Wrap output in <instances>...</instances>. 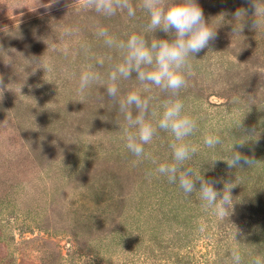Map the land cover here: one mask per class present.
<instances>
[{
  "label": "rangeland",
  "instance_id": "374dc122",
  "mask_svg": "<svg viewBox=\"0 0 264 264\" xmlns=\"http://www.w3.org/2000/svg\"><path fill=\"white\" fill-rule=\"evenodd\" d=\"M51 2L0 0V264H141L129 262L123 242L108 250L100 244L146 231L140 216L163 186L155 169L174 163V136L158 127L170 94L139 82L133 72L128 79L118 76L117 96L110 97L108 74L123 53L106 45L97 30L106 29L118 42L132 34L149 42L171 37L147 29L142 0H130L134 16L126 9L106 16L87 0ZM180 2L163 0L165 6ZM198 3L216 38L189 57L186 85L171 98L183 103V113L197 125L184 140L197 151L183 166L222 174L217 190L232 188L231 205L219 216L212 207L199 208L202 200L192 206L193 193L167 182L164 193L178 189L174 202L180 212L192 210L193 221L161 231L182 230L192 246L188 251L205 260L213 254L205 234L223 218L230 244H244L241 262L264 261V11L255 17L249 0ZM84 71L100 78L81 92ZM132 91L148 99L145 119L156 128L139 158L126 147L128 122L119 103ZM126 111L133 119L139 114L134 105ZM206 135L222 143L208 147ZM237 141L244 146L234 145ZM233 148L255 163L229 168L220 159H228ZM132 210L143 213L131 218Z\"/></svg>",
  "mask_w": 264,
  "mask_h": 264
},
{
  "label": "clouds",
  "instance_id": "9594fccd",
  "mask_svg": "<svg viewBox=\"0 0 264 264\" xmlns=\"http://www.w3.org/2000/svg\"><path fill=\"white\" fill-rule=\"evenodd\" d=\"M52 0L51 3H56ZM87 4L96 12L106 16L114 15L117 9H126L129 16L135 15V10L130 0H87ZM250 7L256 14L264 11V0H249ZM48 7V5H44ZM142 7L147 12L149 20L147 29L157 30L168 34L171 39L154 38L150 42L143 36L132 34L126 41H116L104 28H98L97 35L104 38V43L109 47H117L122 50L123 61L115 65V71L108 74L107 94L116 98L118 87L114 83L118 76L124 79L137 73V80L146 85H155L157 88L170 94V98L163 103V112L158 120L159 129L170 131L174 136L170 148L173 153L174 163L158 164L155 171L168 178L170 183L178 184L186 194L198 192L200 199L207 207H212L219 216H224L231 205V189L225 185L222 192L214 187L215 181L205 180L191 167L180 170L184 162L194 155L197 149L184 140L193 134L196 129V121L183 113V103L171 97H175L180 89L186 85L185 71H190L189 57H195L203 49L207 48L216 38V31L209 28L205 20L204 12L198 0H181L180 3L165 6L163 0H142ZM242 10H237L235 16H240ZM258 20L255 18L252 27L256 28ZM234 31H239L236 25ZM46 69L45 67H43ZM47 71V69H46ZM100 77L91 72L84 71L80 76L79 90L83 92L92 82ZM3 81L0 80V87ZM150 90V89H147ZM120 111L125 113L127 127L125 133L126 147L136 157H142L144 144L149 143L156 134V128L146 122V114L149 111V101L138 92L127 93L125 99L120 100ZM134 105L138 115L133 119L131 112L126 111ZM119 123V122H117ZM134 129V131L130 130ZM204 143L208 147H214L222 143L219 136L206 135ZM245 142L237 141L234 145L243 147ZM224 160L229 168L240 167L243 164L252 165L254 159L243 155L240 151L233 150L228 159ZM213 160L211 163H215ZM155 163V162H154ZM197 182L199 188L197 189ZM203 231V225L200 226ZM233 264H240L241 255L238 249H232L230 253ZM250 264H264L259 257H255Z\"/></svg>",
  "mask_w": 264,
  "mask_h": 264
},
{
  "label": "trees",
  "instance_id": "16d2710c",
  "mask_svg": "<svg viewBox=\"0 0 264 264\" xmlns=\"http://www.w3.org/2000/svg\"><path fill=\"white\" fill-rule=\"evenodd\" d=\"M192 160L197 162L196 159ZM199 166L192 165L187 167L193 168L196 172L203 176L205 180L215 181L216 183L214 187L217 189L218 181L222 180V174H220L218 178L211 171L199 170ZM183 167L185 166H182L181 168ZM158 176L161 180L160 183L163 182V186H159V188H157V200L154 201V204L149 206L146 214L140 216L143 220H139L146 224V231L140 230L139 232H134L132 230L133 232L130 234L124 235L121 233L114 236L112 239L107 236V238H110V241L103 242L106 241L103 240L100 244L103 250H108L111 246L123 242L126 247L125 254L130 258L129 262L141 259V264H233L230 253L231 250L235 248L236 244L238 245V248L235 249L239 250L241 257L244 255V244H242L241 240H238V242L236 240L235 243L230 244V237L228 238L226 235L227 230L222 229L224 228L221 224V222L224 221L223 218H221L222 221L220 223L215 225L212 224L208 229V233L205 234V236H208L211 241V249L213 250L212 256L207 257L205 260H198L190 251H188L192 249V246L189 244V236L182 232V230H173V232H169L167 235L164 231H161L164 227L166 228L167 226H170V228H172L173 225L184 224L187 220L192 223L193 211L187 210L186 213L180 212V205L177 206L174 202L178 189H174V191L170 194L164 193L165 190H163V187L167 184V182H169L168 178L161 174H158ZM175 186H177V184H175ZM198 188L199 182H197V189ZM191 198L196 199L195 203L191 204L192 206L193 204L198 203V199L201 201L198 192H194ZM138 203L139 202H137V204ZM198 207L204 208L206 205L204 202H200L198 203ZM139 211L142 212L141 210H137L136 212L133 211L134 213L132 212L133 216H131V218H135L134 216L137 215ZM75 241L80 243L81 236L76 234ZM184 246L186 247V250H182V247ZM79 248L80 244L77 249ZM77 249H75V252ZM240 264L244 263L240 262Z\"/></svg>",
  "mask_w": 264,
  "mask_h": 264
}]
</instances>
